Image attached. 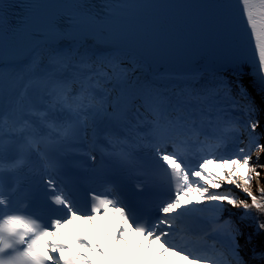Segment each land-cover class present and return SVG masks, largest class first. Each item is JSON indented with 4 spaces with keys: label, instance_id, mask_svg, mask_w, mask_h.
Instances as JSON below:
<instances>
[{
    "label": "snow or ice",
    "instance_id": "snow-or-ice-1",
    "mask_svg": "<svg viewBox=\"0 0 264 264\" xmlns=\"http://www.w3.org/2000/svg\"><path fill=\"white\" fill-rule=\"evenodd\" d=\"M262 157L264 0H0V264H264Z\"/></svg>",
    "mask_w": 264,
    "mask_h": 264
},
{
    "label": "rangeland",
    "instance_id": "rangeland-1",
    "mask_svg": "<svg viewBox=\"0 0 264 264\" xmlns=\"http://www.w3.org/2000/svg\"><path fill=\"white\" fill-rule=\"evenodd\" d=\"M258 100H259V97H258ZM262 159H264V157H262ZM258 180H259V183H260V186H264V171H262L261 173H260V176L257 178ZM252 187H253V190L255 191L256 190V188L258 187V185H257V182H256V179H254L253 180V182H252ZM236 190V189H235ZM239 196H240V198H245V197H242V196H244V195H241L242 193H237ZM237 215L239 214L238 212L236 213ZM250 229H248V228H245V232H247V231H249ZM242 239H244V237L243 236H241L240 237V240H242ZM245 253H247V254H245L243 251V255H245V256H248L249 255V253H250V250L247 248H243L242 249Z\"/></svg>",
    "mask_w": 264,
    "mask_h": 264
},
{
    "label": "bare ground",
    "instance_id": "bare-ground-1",
    "mask_svg": "<svg viewBox=\"0 0 264 264\" xmlns=\"http://www.w3.org/2000/svg\"><path fill=\"white\" fill-rule=\"evenodd\" d=\"M250 80H251V76L249 74H245V77H244V83L246 85H248L249 89L252 90L251 88V85H250ZM253 91V90H252ZM258 96V95H257ZM259 97V96H258Z\"/></svg>",
    "mask_w": 264,
    "mask_h": 264
},
{
    "label": "trees",
    "instance_id": "trees-1",
    "mask_svg": "<svg viewBox=\"0 0 264 264\" xmlns=\"http://www.w3.org/2000/svg\"><path fill=\"white\" fill-rule=\"evenodd\" d=\"M245 242L244 241H241V244L243 245Z\"/></svg>",
    "mask_w": 264,
    "mask_h": 264
}]
</instances>
